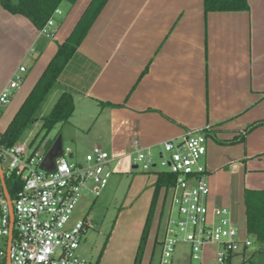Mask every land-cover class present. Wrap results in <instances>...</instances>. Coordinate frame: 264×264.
Returning <instances> with one entry per match:
<instances>
[{"label":"crops","instance_id":"obj_1","mask_svg":"<svg viewBox=\"0 0 264 264\" xmlns=\"http://www.w3.org/2000/svg\"><path fill=\"white\" fill-rule=\"evenodd\" d=\"M89 2L61 3L51 37L0 4V91L26 68L0 109L1 132ZM248 4L204 14L203 0H107L55 82L58 96L67 91L74 108L76 99L86 107L78 127L96 125L90 143L119 157L209 126L208 203L227 207L232 220L244 214V229V191L264 190V125L241 142L221 141L264 119V0ZM147 173L136 187L145 186L150 205L157 173Z\"/></svg>","mask_w":264,"mask_h":264},{"label":"built area","instance_id":"obj_2","mask_svg":"<svg viewBox=\"0 0 264 264\" xmlns=\"http://www.w3.org/2000/svg\"><path fill=\"white\" fill-rule=\"evenodd\" d=\"M59 13L57 8L54 15ZM54 24L52 16L39 31L51 37ZM18 70L0 91V109L24 79L26 68ZM209 132L210 127L204 126L187 130L181 140L164 141L158 163L149 149H137L123 158L98 145L78 163L69 160L71 148L62 147L51 170L41 166L51 145L44 150L32 147V141L0 145V174L9 194L8 202L0 179V264H92L78 251L89 224L85 219L72 221L73 210L84 193L99 196L111 173L139 164L145 172H168L175 177L168 189L159 264L170 263L180 242L189 244V258L198 264H203L205 247L215 245V261L224 264L252 241L240 235L227 207L208 203L204 157ZM9 188L14 189L13 196Z\"/></svg>","mask_w":264,"mask_h":264},{"label":"rangeland","instance_id":"obj_3","mask_svg":"<svg viewBox=\"0 0 264 264\" xmlns=\"http://www.w3.org/2000/svg\"><path fill=\"white\" fill-rule=\"evenodd\" d=\"M63 3L68 4L67 2ZM57 96L58 92L55 91L54 84L36 110L33 122L18 140L20 143L32 141V147L44 150L51 145L55 136L60 135L62 147H70L73 151L74 155L69 160L81 163L85 154L90 151L93 145L100 146L98 142L90 143L94 139L96 125L93 128L81 129L78 127V123L84 117L83 114L87 113V109L76 99L74 112L69 119L64 123H57L45 134V131L41 129V118L50 111ZM15 107H17V104L12 105V109H16ZM2 127L3 125L0 123V132ZM89 143L93 145L89 146ZM159 150H161V147L153 149L152 152L153 160L156 163L159 162ZM109 153L113 152L109 151ZM131 154H134V152ZM114 155L117 156V154ZM2 165L5 166L6 162H2ZM121 170L111 173L106 187L99 196L93 197L84 193L71 215L72 221L85 219L89 224L87 231L81 238L78 251L92 264H133L141 228L150 201V195L145 192V186L140 189V187H136V184L139 176H148L145 175L148 173L142 169L141 164L137 168L126 167V169L122 168ZM140 182L144 184L146 180ZM168 199L167 196L166 207L164 206L165 211L160 222L159 217L164 198L162 192L158 195L155 212L138 264H159L160 245L155 244V239L156 236L157 241L163 238L164 220L168 215L166 212ZM243 216L244 214L236 215L232 220L241 236L246 235ZM214 250L215 245L205 247L203 264H217L214 258ZM233 255L230 264H243L240 262V258L243 257L242 251L235 252ZM189 256V244L180 242L176 244L169 264H198L196 260H191ZM247 257H250L252 264H264V243L252 240L251 245L244 253L246 259L244 264H249L247 263Z\"/></svg>","mask_w":264,"mask_h":264},{"label":"trees","instance_id":"obj_4","mask_svg":"<svg viewBox=\"0 0 264 264\" xmlns=\"http://www.w3.org/2000/svg\"><path fill=\"white\" fill-rule=\"evenodd\" d=\"M75 1L76 0H19L18 4H12L11 0H0V4L10 13L25 16L37 29H40L52 16H54V11L61 3L67 2L73 4ZM106 2L107 0H90L69 35L62 42L57 44L54 55L47 63L38 80L18 107L4 131L0 133V145L11 146L33 122L34 114L43 101L44 96L57 81L60 73L76 52L77 47L85 38L89 28ZM248 9V0H203L204 14L210 11H246ZM73 111V96L67 91L62 92L52 105L50 111L41 118V129L47 134L57 123L66 122ZM260 125H264V119L257 120L247 125L239 136L230 140L221 141V143L233 144L241 142L244 140L247 133ZM57 136H55L54 139ZM174 179L175 177L171 173L157 172L151 202L141 230L133 264H138L141 258L152 217L155 212L158 195L163 188L164 200L162 202V209L159 217V221L161 222V217L166 207L165 202L167 201L168 189L173 185ZM9 193L10 196H13L14 189L9 188ZM243 199L246 234L251 237L252 240L264 243V190L246 189ZM156 243L160 245V241H157V236L155 239V244ZM224 264H230L229 258Z\"/></svg>","mask_w":264,"mask_h":264},{"label":"water","instance_id":"obj_5","mask_svg":"<svg viewBox=\"0 0 264 264\" xmlns=\"http://www.w3.org/2000/svg\"><path fill=\"white\" fill-rule=\"evenodd\" d=\"M11 2H12V4H18L19 0H11ZM61 150H62V140H61V136L58 135L53 140V142L51 143V146H50L48 152L46 153L45 158H44L41 166H43L47 170L53 169L54 168V158L61 154ZM136 167L137 166H135V165L133 166V168H136ZM116 172H117V170H116ZM0 179H1L2 186L5 190L6 197H7L8 202H9V194L6 190L5 183L3 181L1 174H0Z\"/></svg>","mask_w":264,"mask_h":264}]
</instances>
